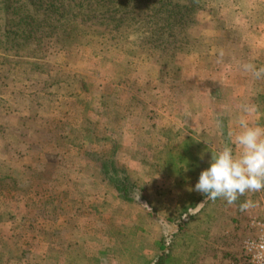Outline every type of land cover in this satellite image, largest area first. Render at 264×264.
Masks as SVG:
<instances>
[{
	"label": "rangeland",
	"instance_id": "rangeland-1",
	"mask_svg": "<svg viewBox=\"0 0 264 264\" xmlns=\"http://www.w3.org/2000/svg\"><path fill=\"white\" fill-rule=\"evenodd\" d=\"M2 1L0 220L11 224L0 225V264L16 248L24 262L40 249L41 264H249L243 242L264 218V190L229 205L194 186L228 141L223 74L264 44V0H198L171 37L137 21L104 39L78 19L73 38L42 43L8 42Z\"/></svg>",
	"mask_w": 264,
	"mask_h": 264
},
{
	"label": "trees",
	"instance_id": "trees-1",
	"mask_svg": "<svg viewBox=\"0 0 264 264\" xmlns=\"http://www.w3.org/2000/svg\"><path fill=\"white\" fill-rule=\"evenodd\" d=\"M197 1L187 0L186 7H184L182 4L174 2V0H23L22 4L28 6L29 12H27V17L22 18V21L17 24L19 28H14L13 15L18 7L15 5L17 0H3V27L8 42L10 40L12 43L21 33L24 34L26 40L35 39L39 34L36 38L39 43H42L48 37H52V35L53 37L58 35L68 41L66 39L74 37L72 27L78 19L80 31H85L82 25L86 24L93 27L91 30L92 36H101L104 39L124 38L128 33L127 31L132 29L137 21L143 23L160 21L161 24L156 25L155 29L161 31L168 29L171 31L169 35L171 37L185 17L182 16L184 8L187 11L192 10L196 7ZM35 4L38 5L37 8ZM30 9L33 11H30ZM72 11H75V13ZM40 12H43V14H40ZM65 17L67 19L63 20ZM67 25L69 26L68 30L66 29ZM100 28H104V30L100 31ZM17 44L24 45V43ZM116 187L123 198L129 199L128 189L123 186L120 178H117ZM30 225L32 226V224ZM32 239L34 243L35 236H32ZM0 241H2L1 237ZM29 241V238L23 240L22 245L30 248ZM32 241L31 246L33 247ZM28 256L29 252L24 251V260H27ZM163 260L164 257H160L158 264H162Z\"/></svg>",
	"mask_w": 264,
	"mask_h": 264
},
{
	"label": "clouds",
	"instance_id": "clouds-1",
	"mask_svg": "<svg viewBox=\"0 0 264 264\" xmlns=\"http://www.w3.org/2000/svg\"><path fill=\"white\" fill-rule=\"evenodd\" d=\"M241 69L255 79L264 78V67L243 63ZM243 111L247 113L251 109L245 107ZM239 127L241 130L230 133L221 149L211 152L209 167L199 175L194 190L205 199L219 198L232 205L246 192L264 190V128L250 126L244 119L239 121ZM234 146H238L239 154ZM254 206L249 200L241 204L240 209L246 211Z\"/></svg>",
	"mask_w": 264,
	"mask_h": 264
},
{
	"label": "crops",
	"instance_id": "crops-1",
	"mask_svg": "<svg viewBox=\"0 0 264 264\" xmlns=\"http://www.w3.org/2000/svg\"><path fill=\"white\" fill-rule=\"evenodd\" d=\"M253 46L254 48L252 49L254 52H249L251 55L247 54V57L242 58L240 61H228V64H226L227 68L223 74L224 87L228 90L223 103V111L227 119L224 130L228 137L230 133L235 134L241 130L239 127V121L241 119L247 121L250 126L264 128V78L255 79L251 73H245L241 69L243 63H253L257 67H264V44L261 43L260 46L255 43ZM218 75H221V72ZM212 77L209 74L207 79H213ZM193 101L196 102H193L192 105L200 108V100L194 99ZM218 104L222 105V102ZM245 107L250 108L251 111L244 112L243 109ZM217 109L222 108L218 107ZM197 115L194 116L200 118L201 114ZM234 151L239 154L238 146H234ZM5 215L6 213L2 217V220H0V225L10 227L11 221H7ZM7 232L8 235H11V228H8ZM47 243L51 244V240H48ZM15 247L12 249H15ZM16 249L19 250V255L17 258H8L6 264H41V260L44 259L39 249L31 254V258L34 257L36 258L35 260H32V262H24L22 250L20 251L19 248Z\"/></svg>",
	"mask_w": 264,
	"mask_h": 264
},
{
	"label": "built area",
	"instance_id": "built-area-1",
	"mask_svg": "<svg viewBox=\"0 0 264 264\" xmlns=\"http://www.w3.org/2000/svg\"><path fill=\"white\" fill-rule=\"evenodd\" d=\"M250 230L243 242L244 255L249 264H264V218L252 220Z\"/></svg>",
	"mask_w": 264,
	"mask_h": 264
}]
</instances>
